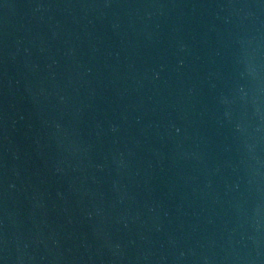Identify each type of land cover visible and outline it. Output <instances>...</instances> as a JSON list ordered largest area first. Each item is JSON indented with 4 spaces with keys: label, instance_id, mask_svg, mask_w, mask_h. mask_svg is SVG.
<instances>
[{
    "label": "water",
    "instance_id": "95a60500",
    "mask_svg": "<svg viewBox=\"0 0 264 264\" xmlns=\"http://www.w3.org/2000/svg\"><path fill=\"white\" fill-rule=\"evenodd\" d=\"M0 264H264V0H0Z\"/></svg>",
    "mask_w": 264,
    "mask_h": 264
}]
</instances>
